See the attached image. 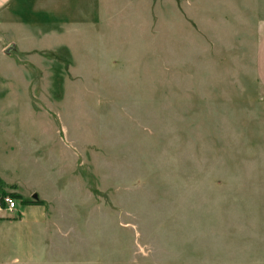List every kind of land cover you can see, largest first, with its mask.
<instances>
[{"label": "rangeland", "instance_id": "1", "mask_svg": "<svg viewBox=\"0 0 264 264\" xmlns=\"http://www.w3.org/2000/svg\"><path fill=\"white\" fill-rule=\"evenodd\" d=\"M263 34L264 0H13L0 187L43 204L0 264H264Z\"/></svg>", "mask_w": 264, "mask_h": 264}, {"label": "crops", "instance_id": "2", "mask_svg": "<svg viewBox=\"0 0 264 264\" xmlns=\"http://www.w3.org/2000/svg\"><path fill=\"white\" fill-rule=\"evenodd\" d=\"M12 1L13 0H0V14H2L3 10H5L6 7L11 4ZM254 68H255L254 70H255L256 79L264 91V34L261 37L259 44L257 45L256 50H255ZM1 193L2 191L0 187V196H1ZM10 193L18 194L21 196L22 199H24V196L18 193L17 190H14ZM33 194L34 193L29 194V197H27V199H24V200H32L28 198L30 197L32 198ZM41 201L43 202V200Z\"/></svg>", "mask_w": 264, "mask_h": 264}, {"label": "built area", "instance_id": "3", "mask_svg": "<svg viewBox=\"0 0 264 264\" xmlns=\"http://www.w3.org/2000/svg\"><path fill=\"white\" fill-rule=\"evenodd\" d=\"M15 208V201L9 197H0V212L5 210L7 212H12Z\"/></svg>", "mask_w": 264, "mask_h": 264}, {"label": "trees", "instance_id": "4", "mask_svg": "<svg viewBox=\"0 0 264 264\" xmlns=\"http://www.w3.org/2000/svg\"><path fill=\"white\" fill-rule=\"evenodd\" d=\"M4 196H9L12 199H18L23 204H30V205H42L43 204V202L41 200H35V201H33V200H24V199L21 198L20 195L15 194V193L6 194V193L2 192L0 197H4Z\"/></svg>", "mask_w": 264, "mask_h": 264}, {"label": "water", "instance_id": "5", "mask_svg": "<svg viewBox=\"0 0 264 264\" xmlns=\"http://www.w3.org/2000/svg\"><path fill=\"white\" fill-rule=\"evenodd\" d=\"M15 45L11 44L10 46H8L5 50H4V54L8 55L13 49H14ZM32 200L35 201L37 200V195L33 194L32 195Z\"/></svg>", "mask_w": 264, "mask_h": 264}]
</instances>
